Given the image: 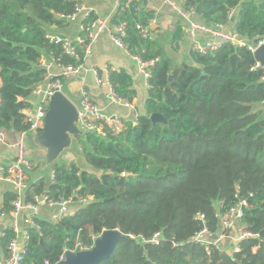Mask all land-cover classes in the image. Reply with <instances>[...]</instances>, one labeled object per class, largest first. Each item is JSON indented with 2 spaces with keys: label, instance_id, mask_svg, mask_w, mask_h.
I'll return each instance as SVG.
<instances>
[{
  "label": "trees",
  "instance_id": "trees-1",
  "mask_svg": "<svg viewBox=\"0 0 264 264\" xmlns=\"http://www.w3.org/2000/svg\"><path fill=\"white\" fill-rule=\"evenodd\" d=\"M174 1L207 26L227 24L238 10L233 30L250 45L264 39V0ZM79 3L0 0L3 131L27 129L21 110L31 106L33 88L44 81L45 71L38 64L42 56L58 57L64 64L79 62L47 38V26L67 23L58 15L71 13ZM95 17L91 12L82 24ZM152 17L142 1L121 0L110 20L125 22L123 42L130 55L142 62L154 60L147 67L144 113L135 121H123L118 130L104 126V134L84 131L76 136L82 139L83 156L93 172L57 160L47 189L42 179L29 184L23 194L26 203L42 194L66 199L74 191L92 198L74 201L79 208L56 222L38 218L37 227H28L24 264H56L65 250L89 248L93 236L112 229L122 237L99 264H264V69L255 66L247 46L232 43L205 55L191 51L192 64L173 66L163 52L161 36L140 35L139 27ZM108 77L118 98L132 102V76L120 69L110 70ZM153 113L165 122H152ZM16 196L4 194L2 211H10ZM240 198L247 205L239 223L258 237L241 240L238 251L230 243L195 241L203 227L215 235L216 213H225ZM197 213L203 220L195 218ZM3 232L6 249L13 233L8 228ZM156 232L159 243L140 240Z\"/></svg>",
  "mask_w": 264,
  "mask_h": 264
},
{
  "label": "built area",
  "instance_id": "built-area-1",
  "mask_svg": "<svg viewBox=\"0 0 264 264\" xmlns=\"http://www.w3.org/2000/svg\"><path fill=\"white\" fill-rule=\"evenodd\" d=\"M132 1L140 0H125L126 3ZM165 4L169 5L174 10H177L182 15H189L178 7L174 0H162ZM83 13V19H86L91 11L84 8L82 4H76L73 11L67 15H58L60 19L65 21L74 20L75 17L80 13ZM233 14V13H232ZM230 15V18L232 16ZM187 24L184 27V32L192 38L191 50L205 55L209 52L218 50L224 43H232L234 45L247 46L252 52L259 45L264 44V39L259 41L256 45H250L244 39H242L233 29L226 30L224 25H215L212 28H208L204 24H200L196 21L186 18ZM83 22V21H82ZM156 24V20L152 17L148 24L145 26H140V35L144 39H154L156 37L155 29L152 28ZM84 32V33H83ZM200 32H207L210 36L209 39L204 41H199L196 39V34ZM106 33L110 40L117 46L124 48L125 45L123 38L126 36V25L125 22L120 21L112 23L106 18L95 17L87 25L81 24L80 33L74 38L61 37L58 35L47 34V38L54 43H60L62 50L65 54L74 57L79 62L77 63H67L61 62L60 58L53 56H42L39 60V67L44 69L45 78L47 80L44 84H39L33 88L32 93L36 98L34 105L21 110L24 115V119L28 124L26 130L19 132V138L14 142L13 157L5 164H0V181L9 182L15 189L17 196L11 201V209L8 213L0 210V217L5 218L7 222V227L13 233V235L8 239L6 244V258L3 264H24V254H25V243L28 239V228H20L19 223L24 222L28 227H37L36 220L38 219V204L40 202H45L49 206H56L58 210V219L62 218L67 213V206L72 201H78L80 203H85L92 197H80L74 191L72 196L66 199L52 200L48 199L45 195H35L33 201L26 203L23 199V194L27 189V172H31L35 167V162L29 157L27 152V146L25 142V137L30 134L39 133L44 125V117L48 109V102L50 96L56 92H63V80L76 78L85 71L86 63L92 52V44L98 39V37ZM81 51L79 52V49ZM154 60L147 62L140 61V69L144 80L149 78V72L147 67L152 66ZM56 65L59 68L57 73H52V67ZM255 66H260L256 61ZM262 67V66H260ZM264 69V67H262ZM112 70L110 67L104 69V74H101L99 70L95 67L91 68L90 71L93 73L95 82L99 86H105L108 89L109 100L113 103H120L126 107H133L132 102H126L118 98L117 94L114 92L113 87L109 82V72ZM264 80V77H263ZM1 103V99H0ZM264 104V101L262 102ZM123 121L116 116H108L103 112V109L93 101L91 94L86 88H82L80 91V102L78 108V127L84 131L98 132L104 134V126L114 128L118 130L122 127ZM4 139L3 130L0 128V142ZM53 179V171L51 173ZM79 187L76 188V190ZM247 205L245 199H239L233 206L225 213H216V218L219 221L218 232L213 235L205 227H203L194 236L195 241L201 242L203 244L213 243L217 244L219 240L225 238L230 241L231 246H233L234 251L239 250L238 243L244 238H255L258 234L246 231L242 225H240L239 220L242 216V210ZM196 219L203 220L204 216L197 213ZM103 232V231H102ZM101 232V233H102ZM100 233V235H101ZM2 236L4 232L1 233ZM99 235V236H100ZM99 236H93V243L89 248L76 247L75 250L90 249L93 247L95 240ZM129 237H134L129 235ZM142 242H150L152 244L159 243L160 233L156 232L149 239L141 237ZM232 248V247H231ZM258 245L252 247V252H256ZM207 252L208 248L206 247ZM65 252L59 256V260H63L65 257Z\"/></svg>",
  "mask_w": 264,
  "mask_h": 264
},
{
  "label": "crops",
  "instance_id": "crops-1",
  "mask_svg": "<svg viewBox=\"0 0 264 264\" xmlns=\"http://www.w3.org/2000/svg\"><path fill=\"white\" fill-rule=\"evenodd\" d=\"M80 4L88 11H91L97 17L106 18L111 20L118 8L120 7L121 0H79ZM144 5L153 11V18L156 20L155 29L156 37L161 36L163 44V52L171 60L173 66L180 63L192 64L191 58V41L185 32L184 27L187 20L191 19L200 24H204L200 18L190 13L189 15H182L177 10H174L169 5L165 4L162 0H140ZM178 5V4H177ZM179 7V6H178ZM235 12L232 14L228 23L224 25V29L232 30L234 27ZM83 13L80 12L74 20L66 21L67 23L56 25L51 24L47 26V32L51 35H58L61 37L74 38L80 33V26L82 24ZM207 26V25H205ZM212 28L213 26H207ZM180 28V30H179ZM178 34V37H175ZM196 39L204 41L210 38L207 32H200L196 34ZM97 68L101 74H104V69L110 67L112 70L124 69L127 71L133 80V87L136 91V97L132 100L133 107H126L120 103H113L109 100L108 89L105 86H99L95 82L91 68ZM86 69L82 75L76 78L63 80V93H66L69 99L75 104L80 102V91L86 88L91 94L92 99L108 116H116L121 121H135L137 116L144 113V101L147 95L148 84L144 80L141 69L140 60L128 53L124 48L115 45L106 33L101 34L98 39L92 44V52L86 63ZM59 68L54 65L52 73H57ZM44 80L40 84H44ZM65 94V95H66ZM37 98L31 94L28 101L34 105ZM264 106L263 103H261ZM260 104V105H261ZM4 139L0 142V164L7 163L14 155L13 144L19 138V133L14 131H3ZM27 152L29 157L35 162V167L31 172H27V188L30 183L42 179L44 181L45 189L48 188L52 182V169L51 166L43 164L45 149L38 146L34 140V134L25 137ZM81 139L74 136L71 146L65 149L58 160L62 163H74L81 170L93 172L94 170L86 162L83 151L81 148ZM7 192L16 193L14 187L7 181H0V210H2V200L4 194ZM41 196H44L42 194ZM38 218L40 220L56 222L58 220V210L56 206H49L45 202L38 204ZM79 208L77 202H70L67 206V215L74 213ZM7 220L0 217V264H3L7 252L3 243L2 232L7 227ZM20 228H28L26 223L20 222ZM225 239V238H223ZM219 240V246L229 244L228 240Z\"/></svg>",
  "mask_w": 264,
  "mask_h": 264
},
{
  "label": "water",
  "instance_id": "water-1",
  "mask_svg": "<svg viewBox=\"0 0 264 264\" xmlns=\"http://www.w3.org/2000/svg\"><path fill=\"white\" fill-rule=\"evenodd\" d=\"M253 55L260 66L264 67V44L256 47ZM149 118L154 123L165 122L159 113H153ZM83 133L78 127L77 106L63 92H54L49 98L43 128L34 134L36 144L45 149L43 164L52 166L61 153L71 146L74 136ZM121 237L117 229L104 230L92 248L74 252L66 250L64 259L56 264H99L111 256Z\"/></svg>",
  "mask_w": 264,
  "mask_h": 264
},
{
  "label": "rangeland",
  "instance_id": "rangeland-1",
  "mask_svg": "<svg viewBox=\"0 0 264 264\" xmlns=\"http://www.w3.org/2000/svg\"><path fill=\"white\" fill-rule=\"evenodd\" d=\"M64 94H66V93H64ZM66 96H67V94H66ZM68 97V96H67ZM69 98V97H68ZM75 105L77 106V108H79V103L78 102H75ZM82 140V139H81ZM223 240H227V239H223ZM228 241V240H227Z\"/></svg>",
  "mask_w": 264,
  "mask_h": 264
}]
</instances>
